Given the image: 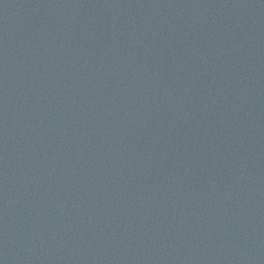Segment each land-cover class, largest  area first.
<instances>
[{
	"label": "water",
	"instance_id": "obj_1",
	"mask_svg": "<svg viewBox=\"0 0 264 264\" xmlns=\"http://www.w3.org/2000/svg\"><path fill=\"white\" fill-rule=\"evenodd\" d=\"M0 264H264V0H0Z\"/></svg>",
	"mask_w": 264,
	"mask_h": 264
}]
</instances>
